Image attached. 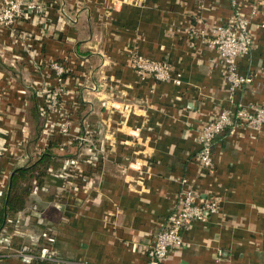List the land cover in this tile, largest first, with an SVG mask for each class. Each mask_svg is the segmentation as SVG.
Instances as JSON below:
<instances>
[{
    "label": "crops",
    "instance_id": "0c3cea01",
    "mask_svg": "<svg viewBox=\"0 0 264 264\" xmlns=\"http://www.w3.org/2000/svg\"><path fill=\"white\" fill-rule=\"evenodd\" d=\"M44 1L52 7L43 29L20 24L0 33V50L10 46L21 61L8 75L0 60V132L20 142L25 123L26 166L49 151L57 174L76 156L75 137L89 131L101 141L102 159L85 168L93 189L43 186L26 205L42 210L59 255L70 264H145L144 246L175 207L185 179L198 201L214 198L218 209L183 231L181 250L166 263L264 264V127L218 136L209 171L196 161L203 125L234 103L264 107V0H238L251 21L252 45L237 72L253 80L232 99L223 59L199 35L203 29L214 37L212 30L232 15V0ZM20 30L34 35L32 60L10 40ZM133 54L170 63L180 83L136 75ZM52 61L68 71L62 103L72 130L42 141L36 154L44 121L35 92L56 85ZM0 167L12 171L3 160Z\"/></svg>",
    "mask_w": 264,
    "mask_h": 264
},
{
    "label": "built area",
    "instance_id": "2783aa9c",
    "mask_svg": "<svg viewBox=\"0 0 264 264\" xmlns=\"http://www.w3.org/2000/svg\"><path fill=\"white\" fill-rule=\"evenodd\" d=\"M231 6V17L227 22L212 30L213 38H207L203 29L199 32L203 42L207 43L209 48L217 51L223 59L230 99L235 92L243 90L253 80L250 74L242 76L237 72L238 58L248 54L251 49V21L249 16L241 11L238 0H232ZM51 7L52 5L44 0H0V33L8 28L15 29L20 24L32 23L43 29L50 19ZM254 13L255 11L251 12L252 15H255ZM259 27L264 29V21ZM10 40H12V44L18 43L23 48L29 60L35 58L36 53L31 44V41L34 40L32 32L20 30L17 35L11 36ZM10 49V46H2L0 50V60L6 66L8 75L11 72L10 69L16 70L21 62L18 56L10 52ZM130 62L131 68L141 78L149 76L156 81L180 83V76L174 73L171 64L168 62H155L139 54H133L130 57ZM35 64L37 63L32 65ZM49 67L55 72L54 82L56 85L50 89L42 87L35 92L38 112L44 121L40 136L41 142L36 143V154H40L43 150L42 141H47L49 137L57 135L67 137L72 130L71 121L62 103V96L66 92L62 77L68 72L67 68L55 61H52ZM21 93H25V91H21ZM1 98L6 100L7 94L1 93ZM22 125L20 128L22 140L20 142H15L14 139L7 141L4 133L0 132V162L5 161L7 167L12 170L9 171L6 167H0V200L8 190L7 187L14 169L24 167L31 161L30 155L23 146L28 135V127L25 123ZM263 127L264 107L262 106H246L238 102L234 103L233 109L223 110L197 132L196 141L199 144V151L196 161L200 169L209 171L212 168L213 141L218 136L223 135L224 132H234L240 128L257 131ZM75 138L79 145L76 156L73 159L65 160L62 169L57 174L64 181L62 191L76 192L79 188L93 189L94 180L87 176L85 168L96 167L102 159L104 149L101 141L99 139L94 140L91 132L86 131ZM69 140L62 143V147L69 146L71 139ZM180 184L182 191L175 207L170 211L160 229L150 235L148 243L144 246L145 264H167L166 261L170 254L181 250L183 231L194 222L204 223L207 215L216 213L218 209L216 199L198 201L185 179H182ZM34 192L36 193L37 189ZM29 210L30 215L22 213L16 215L17 224L12 233H7L5 229H1L0 264L14 260L19 264H33L35 261H43L48 264H70L57 252L55 247L56 235L50 228L45 227L42 210L36 205L31 206ZM33 221L35 224L44 225L42 233L33 231L31 226ZM15 237L27 238L29 245L24 244L19 248L13 246Z\"/></svg>",
    "mask_w": 264,
    "mask_h": 264
},
{
    "label": "trees",
    "instance_id": "16d2710c",
    "mask_svg": "<svg viewBox=\"0 0 264 264\" xmlns=\"http://www.w3.org/2000/svg\"><path fill=\"white\" fill-rule=\"evenodd\" d=\"M92 138L93 133L91 132ZM57 158L51 155V152L42 153L31 165L18 168L14 171L9 181V193L4 195V200L0 204V231L5 229L7 233H12L15 228L16 215H30V208L26 205L29 202V197L35 189H40L43 186L62 185L63 180L57 175L59 163ZM33 231L42 233L43 227L31 223ZM37 226V227H35ZM28 244L27 238L13 239V246L20 247ZM33 264H48L43 261H35Z\"/></svg>",
    "mask_w": 264,
    "mask_h": 264
},
{
    "label": "water",
    "instance_id": "95a60500",
    "mask_svg": "<svg viewBox=\"0 0 264 264\" xmlns=\"http://www.w3.org/2000/svg\"><path fill=\"white\" fill-rule=\"evenodd\" d=\"M13 173H14V172H13ZM13 173H12V174H13ZM10 180H11V178H10ZM7 189H8V190H7V194H8V193H9V191H10V189H9V184H8V187H7Z\"/></svg>",
    "mask_w": 264,
    "mask_h": 264
}]
</instances>
